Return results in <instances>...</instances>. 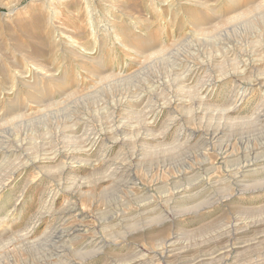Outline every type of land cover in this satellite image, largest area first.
<instances>
[{
    "label": "rangeland",
    "instance_id": "1",
    "mask_svg": "<svg viewBox=\"0 0 264 264\" xmlns=\"http://www.w3.org/2000/svg\"><path fill=\"white\" fill-rule=\"evenodd\" d=\"M263 155L264 0H0V264H264Z\"/></svg>",
    "mask_w": 264,
    "mask_h": 264
},
{
    "label": "bare ground",
    "instance_id": "2",
    "mask_svg": "<svg viewBox=\"0 0 264 264\" xmlns=\"http://www.w3.org/2000/svg\"><path fill=\"white\" fill-rule=\"evenodd\" d=\"M165 3V2H164ZM256 5V4H255ZM250 8V7H249ZM241 12V11H240ZM237 13V12H236ZM246 13V12H245ZM234 16V15H233ZM172 17V16H171ZM175 21V20H174ZM262 63V62H261ZM263 64V63H262ZM263 68V67H262ZM245 71V70H244ZM262 73V72H261ZM42 81V80H41ZM41 83V82H40ZM209 85V84H208ZM205 87V86H204ZM208 91V90H207ZM201 92V91H200ZM244 94V93H243ZM239 95V94H238ZM260 146V145H259ZM226 149V148H225ZM255 149V148H254ZM260 150V149H259ZM15 151V150H14ZM11 153V152H10ZM261 153V152H260ZM227 154V153H226ZM8 155V154H7ZM11 155V154H10ZM260 155H262V154H260ZM5 156V155H4ZM3 156V157H4ZM7 157V156H6ZM263 158H262V160H264V155L262 156ZM9 158V157H8ZM249 160V159H248ZM249 161H251V160H249ZM263 163H264V161H263ZM261 164V163H260ZM10 165V164H9ZM21 165H23V164H21ZM20 165V166H21ZM212 167V166H211ZM237 168V167H236ZM250 168V167H249ZM25 169V168H24ZM260 170V169H259ZM16 172H19L20 173V176L21 175H23V173H24V171H23V169H21V167H17V169L15 170ZM15 172V173H16ZM13 175V174H12ZM12 177V176H11ZM8 180H10V179H8ZM2 183V182H1ZM3 183H6V182H3ZM2 183V185H4ZM5 186H7V184L5 185ZM3 187V186H2ZM0 189H1V187H0ZM229 227V226H228ZM70 229V228H69ZM227 230V229H226ZM264 231V230H263ZM78 233V232H77ZM261 234V233H260ZM65 235V234H64ZM70 235V234H69ZM232 235V234H231ZM263 235H264V233H263ZM68 236V235H67ZM256 236H254V238H255ZM258 237V236H257ZM261 237V236H260ZM259 237V238H260ZM74 238V237H73ZM240 238V237H239ZM235 239V238H234ZM238 239V238H237ZM246 239V238H245ZM239 240V239H238ZM254 240V239H253ZM252 240V241H253ZM182 241V240H181ZM256 241H257V239H256ZM260 241V240H259ZM262 241H263V239H262ZM183 242V241H182ZM240 242V241H239ZM254 242H255V240H254ZM253 242V243H254ZM65 243V242H64ZM185 243V242H184ZM235 243H236V241H235ZM257 243V242H256ZM261 244H262V242H260ZM186 244V243H185ZM232 244H234V243H232ZM258 244V243H257ZM164 245V244H163ZM177 245H179V242L178 241H176V240H173V239H169L167 242H166V249L165 250H167V251H170V252H173V251H178V253H180V254H182V252H185V247H179V246H177ZM203 245H204V243H203ZM251 245H252V243H251ZM250 244H249V242H243L242 243V246L243 247H246V248H249L250 246H251ZM259 245V244H258ZM177 246V247H176ZM219 246H221V245H219ZM232 246V245H231ZM239 246V245H238ZM241 246V247H242ZM228 246H226V247H223V248H221V250H222V252H220V253H215L214 251H208V249L207 250H205L204 251V253H202L204 256H205V258L204 259H209L207 262H209V263H214V261L216 262L217 260H218V255L219 254H221V253H225L227 250L226 249H228L227 248ZM234 247V246H233ZM237 247V246H236ZM240 247V246H239ZM187 248V247H186ZM215 248V247H214ZM246 248H244V249H246ZM188 249V248H187ZM230 249V248H229ZM251 249V248H250ZM190 250V249H189ZM194 250V249H193ZM214 250V249H213ZM219 250V249H218ZM232 250H233V248H232ZM217 252V251H216ZM243 252V251H242ZM164 253H165V251H164ZM237 253V252H236ZM244 254V253H243ZM197 255V254H196ZM223 255V254H222ZM220 256L219 255V259L221 258V257H223V256ZM229 255V254H228ZM169 256V255H168ZM178 256H181V255H178ZM191 256V255H190ZM198 256V255H197ZM197 256H191L189 259H186L184 262H183V264H198V262L200 263V261L201 262H203V261H206V260H203L202 261V259H200V257H197ZM201 256V255H200ZM188 258V257H187ZM223 258H225V257H223ZM185 259V258H184ZM183 259V260H184ZM222 260V259H221ZM220 260V261H221ZM262 261V260H261ZM178 262V261H177ZM206 262V263H207ZM217 262H219V261H217ZM223 262V261H222ZM250 262H252V261H250ZM263 262H264V260H263ZM171 263V262H170ZM175 263V262H174ZM205 263V264H206ZM249 263V262H248ZM217 264V263H216ZM252 264V263H251ZM257 264V263H256ZM259 264H261V263H259ZM263 264V263H262Z\"/></svg>",
    "mask_w": 264,
    "mask_h": 264
}]
</instances>
